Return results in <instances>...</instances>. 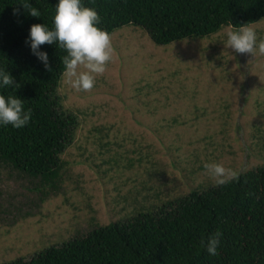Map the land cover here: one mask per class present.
Segmentation results:
<instances>
[{
  "label": "rangeland",
  "instance_id": "1",
  "mask_svg": "<svg viewBox=\"0 0 264 264\" xmlns=\"http://www.w3.org/2000/svg\"><path fill=\"white\" fill-rule=\"evenodd\" d=\"M248 27L264 39V19ZM229 30L157 46L129 25L110 34L113 58L91 91L63 74L64 108L83 113L63 156L71 176L40 204L39 179L0 164V264L87 234L90 207L101 223L124 220L153 189L175 198L213 185L205 163L238 174L264 164V55L227 48ZM98 125H113L102 142L89 132Z\"/></svg>",
  "mask_w": 264,
  "mask_h": 264
},
{
  "label": "trees",
  "instance_id": "2",
  "mask_svg": "<svg viewBox=\"0 0 264 264\" xmlns=\"http://www.w3.org/2000/svg\"><path fill=\"white\" fill-rule=\"evenodd\" d=\"M26 2L41 11L39 18L28 15L23 7ZM82 3L97 10L99 27L109 34L129 25L138 26L157 46L209 38L224 27L249 26L264 19V0ZM56 4L57 0H0V68L20 85L0 89V94L16 95L24 100L25 110H32L27 126H0V164L38 178L40 204L63 192L71 176V163L63 156L83 115L64 108V96L59 93L67 53L56 45H42L41 50L49 57V71L26 43L33 24L53 27ZM112 128L98 125L89 132L102 142ZM128 162L127 170L138 169L136 162ZM153 190L155 201L132 205L124 220L101 223L90 207L87 234L50 246L28 261L19 259L10 264H264V164L239 173L238 179L224 185L215 183L175 198H165L164 192L158 196L161 189ZM218 230L221 242L218 254L212 256L202 241Z\"/></svg>",
  "mask_w": 264,
  "mask_h": 264
},
{
  "label": "clouds",
  "instance_id": "3",
  "mask_svg": "<svg viewBox=\"0 0 264 264\" xmlns=\"http://www.w3.org/2000/svg\"><path fill=\"white\" fill-rule=\"evenodd\" d=\"M31 17L39 18L41 11L30 3L23 4ZM101 17L94 8L85 7L82 0H57L53 27L47 24H33L29 30L26 43L31 53L43 64L46 70H51L47 52L41 50L44 44L56 45L67 55L63 58L67 83L76 91H91L96 84V77L107 70V65L113 58V47L110 34L99 27ZM225 46L238 54L255 53L264 55V39L257 40L256 32L247 25L238 28L230 25ZM11 74L0 68V89L19 88ZM32 119V110H25L24 100L16 95L0 94V126H11L21 129ZM207 175L215 180L217 185L238 179V173L225 168L220 163H205ZM222 233L218 230L202 241L207 252L215 256L221 242Z\"/></svg>",
  "mask_w": 264,
  "mask_h": 264
}]
</instances>
